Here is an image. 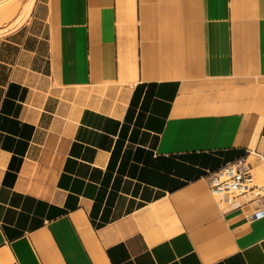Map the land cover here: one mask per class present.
<instances>
[{"label": "crops", "instance_id": "obj_1", "mask_svg": "<svg viewBox=\"0 0 264 264\" xmlns=\"http://www.w3.org/2000/svg\"><path fill=\"white\" fill-rule=\"evenodd\" d=\"M21 8L0 24V264H264V0ZM239 161L260 193L220 199Z\"/></svg>", "mask_w": 264, "mask_h": 264}, {"label": "built area", "instance_id": "obj_2", "mask_svg": "<svg viewBox=\"0 0 264 264\" xmlns=\"http://www.w3.org/2000/svg\"><path fill=\"white\" fill-rule=\"evenodd\" d=\"M254 183V169L244 162L231 163L211 174V191L220 199L235 200L248 193H260Z\"/></svg>", "mask_w": 264, "mask_h": 264}, {"label": "rangeland", "instance_id": "obj_3", "mask_svg": "<svg viewBox=\"0 0 264 264\" xmlns=\"http://www.w3.org/2000/svg\"><path fill=\"white\" fill-rule=\"evenodd\" d=\"M29 1L30 0H0V3L3 2L1 3L2 8H6L3 14H0V24L3 22L2 20H4L3 18H5L8 12H12V10L16 8L20 9L22 5H26L28 2L27 6H25L26 9L23 6V8H21V15L25 14L24 10L26 11L28 9Z\"/></svg>", "mask_w": 264, "mask_h": 264}]
</instances>
